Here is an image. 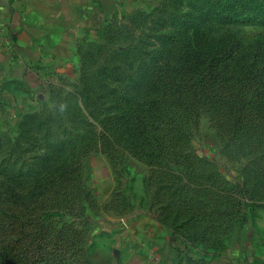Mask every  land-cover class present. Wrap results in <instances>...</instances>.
Returning a JSON list of instances; mask_svg holds the SVG:
<instances>
[{
  "label": "rangeland",
  "instance_id": "obj_1",
  "mask_svg": "<svg viewBox=\"0 0 264 264\" xmlns=\"http://www.w3.org/2000/svg\"><path fill=\"white\" fill-rule=\"evenodd\" d=\"M217 1L120 0L103 19L87 13L89 27L61 49L57 66L30 71L14 102L0 98V221L13 223L35 258L264 264V104L251 97L248 112L234 115L226 104L236 110L243 100L188 90L182 114L167 95L169 148L155 154L141 139L136 150L119 141L121 121L111 126L124 97L147 91L169 47L186 54L198 24L204 41L227 35L242 52L264 51L262 19L210 18L226 7L245 16L264 0Z\"/></svg>",
  "mask_w": 264,
  "mask_h": 264
},
{
  "label": "trees",
  "instance_id": "obj_2",
  "mask_svg": "<svg viewBox=\"0 0 264 264\" xmlns=\"http://www.w3.org/2000/svg\"><path fill=\"white\" fill-rule=\"evenodd\" d=\"M223 1L218 0L217 3L225 4ZM231 1L244 3V0ZM252 2L257 3L256 0ZM198 11L196 14L204 12ZM251 11H254L253 14ZM243 13L246 11L241 9L232 12L226 7L214 11L210 14V18L221 16L224 21L229 22L237 19L242 22H258L262 19L264 22V6L259 8V11L256 9L247 11L245 16ZM203 24L194 27L195 35L198 37L196 42L184 51L185 55L176 56L174 46L169 47V57H164L160 66L155 67L154 72L148 76L149 86L141 97H137L134 92L131 98L124 97L122 104L118 105L115 124L111 126L115 127L121 121L120 126L116 127L113 133L121 132L120 136L123 138L117 139L128 147L137 149V140L141 139L140 141L148 146V151L154 149V154L163 146L169 148L162 131L167 112L160 103L167 95L177 101L176 109L182 114H186L187 111L180 99L188 90L196 93L197 98L206 96L207 100L218 99L225 103L232 97L243 100L236 110L226 104V113L234 115L248 112L245 103L252 101L251 97L264 104V51L260 48L261 45L242 52L239 43H231L227 35L211 42L204 41L202 38L208 36V32L204 31ZM252 52H262V56L255 55L256 57L252 58ZM208 87L224 90L212 91L213 94L208 95L206 94ZM225 92H231L233 95L227 98ZM258 112L263 114L264 110L261 108V112L260 110ZM133 158L138 159V156L134 155ZM37 255L42 257V254ZM49 261L51 264H73L68 260V262L63 260L55 262L54 259L35 258L34 251L25 249L23 238L15 233L13 223L0 221V264H41Z\"/></svg>",
  "mask_w": 264,
  "mask_h": 264
},
{
  "label": "crops",
  "instance_id": "obj_3",
  "mask_svg": "<svg viewBox=\"0 0 264 264\" xmlns=\"http://www.w3.org/2000/svg\"><path fill=\"white\" fill-rule=\"evenodd\" d=\"M119 2L0 0V98L8 104L14 102L29 72H39L45 64L58 62L61 49L79 30L89 27L87 13L99 14L96 19H103Z\"/></svg>",
  "mask_w": 264,
  "mask_h": 264
}]
</instances>
